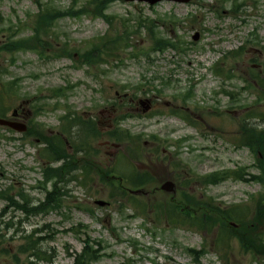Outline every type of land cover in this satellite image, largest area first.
I'll list each match as a JSON object with an SVG mask.
<instances>
[{"label":"rangeland","instance_id":"1","mask_svg":"<svg viewBox=\"0 0 264 264\" xmlns=\"http://www.w3.org/2000/svg\"><path fill=\"white\" fill-rule=\"evenodd\" d=\"M37 1L61 11H77L91 0ZM87 5L93 8V4ZM37 9L34 0H0V42L8 41L10 34L14 38L32 35L30 16ZM103 14L111 16L110 20L92 13H77L56 20L48 37L51 47H45L43 55L38 56L34 51L0 55V100L6 113L10 115L16 108H24L26 112L31 104L41 105V113L33 116L32 122L42 125L45 131L55 132L61 125L59 118L71 108L95 118L102 128H108L121 112L119 107L112 108L111 103L115 92L123 86L129 95L153 100V106L144 116L125 118L120 125L131 134L142 135L138 145L131 144L135 152L144 154L141 168L149 169L152 165L162 175L159 168L163 165L150 161L149 150L145 153L146 140L156 143L167 155L172 153L195 179L240 166L260 174L252 167L255 158L248 148L238 145L237 130L244 118L253 125L264 126L262 117L251 115L264 112V94L259 101L256 100L258 90L241 89L245 84L243 77L249 76L252 59L264 68V48H261L264 46V0L161 1L154 5L114 0ZM196 32L198 39L193 40ZM116 36L122 37L123 43L112 58L102 55L109 61L106 65H83L65 55L55 56L64 44L82 53L92 41L100 45ZM157 38L169 40L176 47L153 50ZM239 51V55L232 56ZM216 63L226 71L231 69L234 76L227 78L215 73ZM137 85L143 89L148 87L150 92L143 95L141 90L135 91ZM60 86H67L66 97L49 96L51 89ZM9 90L11 93L7 94ZM223 90L233 91L236 100L229 99ZM187 92L190 95L185 99ZM27 100H30L28 105ZM174 108L180 112L171 114ZM185 114L191 116L192 123L182 118ZM22 135L0 126V191L9 189L16 201L24 203L27 199L29 204H37L44 199L46 188L51 189V183L41 184L43 145ZM106 139L91 140L92 145L101 147L96 162L102 167L114 166L115 176H127L130 173V167L125 164V158L130 159L128 144L122 143L117 150L111 142L103 146ZM163 168V172L170 174V168ZM122 182L130 188L127 180ZM159 182L146 189L159 187ZM110 188L95 173L86 184L77 180L65 182L60 190L61 207L31 216L0 198V214L6 210L0 217V241L3 240L0 250L8 248L11 254L15 253L23 244L22 234L41 228L35 233L42 238L39 248L52 261L39 264H72L70 254L81 251L86 237L99 253L92 264H264L262 259L253 261L234 238L229 239L228 261L225 260L220 254L226 251L224 243L215 240L219 252L213 244L217 224L209 228L212 231L189 227L182 218L174 221L175 225L170 224L167 220L172 221L171 217L156 219L151 207L142 213L125 195L110 199ZM193 188L195 198L202 197L220 208L231 203L252 207L262 192L259 183L231 178L216 185L198 184ZM146 198L144 202L152 204L167 196L155 190ZM97 199L108 204L98 206L94 204ZM152 207L155 210V205ZM186 218L190 225H197L194 215ZM6 222L12 225L9 230L5 228ZM0 264H13L10 255L0 254Z\"/></svg>","mask_w":264,"mask_h":264},{"label":"trees","instance_id":"2","mask_svg":"<svg viewBox=\"0 0 264 264\" xmlns=\"http://www.w3.org/2000/svg\"><path fill=\"white\" fill-rule=\"evenodd\" d=\"M36 5L38 6L37 12L33 14L30 22L33 24L32 30L33 34L29 37L13 39V34H10L8 41L0 44V53L6 51L12 53L17 50H37L40 55L44 54L45 47H51L48 37L50 36L51 27L54 22L60 18L66 16H74L77 13H92L93 16H102L108 21L111 16H106L103 12L106 10L108 5L114 0H91L87 1V4H93V8L90 9L87 4H84L79 10L72 11L66 10L61 11L56 9L54 6L42 5L37 0ZM38 3V4H37ZM26 26V24H25ZM126 31V30H125ZM128 35V33L126 32ZM121 36V35H120ZM116 36L114 38H109L105 43L98 45L94 41L90 47L84 52L80 53L77 49H68L67 45L61 48L60 52L55 53V56L65 55L70 58L77 55L78 63L81 64H100L107 63V60L102 57H112L116 49H118L123 43L122 37ZM101 39V38H100ZM155 48L153 50H163L166 47H173L175 45L169 40L157 38L155 40ZM78 51V54L76 53ZM240 54L235 53L232 56H237ZM215 73L226 76L227 78L232 77V70H224L222 66L216 63L213 68ZM251 76L258 81V85L264 90V78L260 77V74L253 70ZM67 87H57L50 90L52 97L59 98L65 97ZM231 100L235 98L233 91H225ZM190 93L187 92L184 97L189 96ZM41 108L36 110V113ZM1 114V113H0ZM264 119V113L261 115ZM72 118V119H71ZM183 118L188 122L192 123L189 117L183 116ZM62 132L68 135V140L72 153L68 152L67 142L65 139L58 135L45 134L42 130L31 127L29 134L39 138L45 143L43 148L44 156L53 163L55 161H63L59 166H54L53 164L47 165L43 170L44 182H52V190L46 193L44 201L40 202L36 206L28 207L26 204L19 205L20 208L27 214H38L45 213L49 209L58 208L61 204L60 188L67 181V175L72 172L70 179H77L81 175L83 183H86V176L90 174V170L93 167V162L91 161V152L93 148L90 146V137L98 135L100 130L97 128L96 123L91 119H83L69 112L67 116L62 117ZM77 126V129L74 126ZM72 127L74 131L71 132ZM238 132L240 133L238 139L239 146H247L252 150V152L260 154L256 158V164L254 167L260 169V174L258 176H252L247 172L246 167H236L234 169H223L218 171H213L204 176L198 177L200 185L207 187L209 185H216L226 179L240 180V181H250L254 180L262 185V192L258 195V198L254 201L253 206L241 203H232L224 208H219L217 205H213L211 202H206L202 200H194L193 197L187 193H182L183 203L190 206H197L202 209V215L199 217V227H206L207 229L215 224H219L221 231L223 232L221 236L224 235V240H229L230 238H235L239 241L242 248L245 251H250L253 258H259L264 260V229L262 225L264 223V128H256L250 126L245 121L241 122L238 127ZM72 134V137H71ZM74 135V137H73ZM109 136L114 138L116 141L139 139L138 136L132 137L128 132L115 130L109 132ZM78 157V158H77ZM79 160L82 161L80 175L75 169L78 168ZM93 163V164H92ZM108 174V173H106ZM69 179V180H70ZM129 182L133 187H142L144 183L151 181L153 178L147 173L135 172L129 175ZM107 184L111 187L110 196H122L118 187L114 186L113 180L106 179ZM6 191V190H3ZM4 193H1L2 198ZM9 199V197H6ZM134 206L138 208L141 212H145L146 204L136 202V200L131 201ZM183 204H177L176 208H180ZM157 212L156 218L161 215H167L171 217L170 211H165L162 203L156 205ZM185 209V206H183ZM188 211V210H185ZM188 212L185 213V215ZM230 222L237 224L236 227L230 226ZM6 228H11L12 225L6 224ZM4 238V235H1ZM23 244L19 245L16 252L11 254L8 248H2L0 254L10 255L11 260L14 264H39L40 261H50V257L47 258L45 252L39 248L40 238L35 237L33 234L22 235ZM3 241V240H2ZM0 241V242H2ZM224 243L223 245H225ZM25 256L24 260L19 258V255ZM98 255L96 251L89 250L84 247L81 253L76 254L72 264H90V262L97 259Z\"/></svg>","mask_w":264,"mask_h":264},{"label":"water","instance_id":"3","mask_svg":"<svg viewBox=\"0 0 264 264\" xmlns=\"http://www.w3.org/2000/svg\"><path fill=\"white\" fill-rule=\"evenodd\" d=\"M137 1H143V2H147V3H149V4H155V3H157V2H159V1H161V0H137ZM169 1H176V2H187V1H189V0H169ZM198 38V34H196L195 36H194V39H197ZM0 125H5V126H9V127H11V128H14V129H16V130H18V131H24L26 128H25V125H23V124H21V123H17V122H13V121H9V120H5V119H2V118H0ZM161 188L163 189V190H166V191H174V189H173V184L171 183V182H165L162 186H161ZM134 193H138V192H140V191H133ZM98 204H100V205H103L104 203L103 202H101V201H98L97 202Z\"/></svg>","mask_w":264,"mask_h":264}]
</instances>
